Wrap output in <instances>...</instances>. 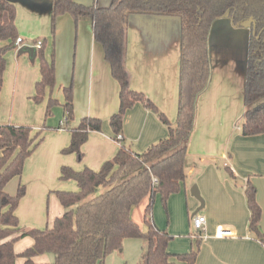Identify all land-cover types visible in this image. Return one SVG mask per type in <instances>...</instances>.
Returning <instances> with one entry per match:
<instances>
[{"label":"crops","instance_id":"crops-1","mask_svg":"<svg viewBox=\"0 0 264 264\" xmlns=\"http://www.w3.org/2000/svg\"><path fill=\"white\" fill-rule=\"evenodd\" d=\"M7 1L16 8L17 34L28 40L21 39L22 43L4 56L0 125L29 126L33 134H40L42 138L25 160L21 176L11 179L5 187L10 196L15 195L19 184L25 187L15 210L21 228L15 237L22 230L50 228L54 219L64 213L56 192H77L78 189L74 181L60 180L62 167L76 172L85 168L98 171L115 157L121 146L142 153L166 138L168 127L154 112L135 103L124 115L122 140L117 142L108 121L119 108V85L111 76L101 45L94 40L90 19L82 17L75 22L67 14L59 16L52 33L50 0ZM102 1L107 6L109 0ZM247 39L248 29L233 27L226 18L216 21L211 28V74L196 102L194 129L187 143L186 177L179 192L169 196L165 207L158 195L153 202V210L155 207L164 212L163 217L152 215L153 224L172 236L168 252L194 251L193 264H264V246L248 230L249 211L244 196V187L250 182L256 188V200L261 208L259 226L264 234V134L244 137L240 130ZM43 40L45 58L54 63L56 84L52 93L48 88L44 90L42 101L37 104L32 98L41 77L34 45ZM6 44L0 43V48ZM25 45L36 49L32 59L20 51ZM124 67L130 89L143 94L174 126L180 73L179 20L130 15ZM67 87H72L73 120L64 128L63 90ZM49 100L56 103L46 118ZM83 118L101 120V130L88 133L80 149L82 158L78 159L63 150L70 145V130L76 129ZM194 186L203 200V208L198 212L200 204L191 195ZM146 205L147 201L143 207ZM197 214L205 217L206 240L199 239L193 229L192 219ZM218 226L231 230L232 236L216 238ZM32 246V238L21 237L14 242L13 251L21 254ZM125 247L137 249L134 259L113 256L122 253ZM141 247L140 240L126 239L123 249L108 258L114 257V264H134L137 255H141ZM24 261L17 258L15 264H24ZM32 261L48 264L53 256L44 254Z\"/></svg>","mask_w":264,"mask_h":264},{"label":"trees","instance_id":"trees-1","mask_svg":"<svg viewBox=\"0 0 264 264\" xmlns=\"http://www.w3.org/2000/svg\"><path fill=\"white\" fill-rule=\"evenodd\" d=\"M52 5L51 31L59 16L69 15L77 22L82 17L91 21L94 40L99 43L108 63L111 76L119 85V108L109 118V126L121 133L125 113L135 103H141L167 125L163 140L136 153L121 146L115 157L106 161L98 171L85 168L76 172L62 167L60 180L74 181L77 192L57 191L56 197L64 213L44 230L28 229L20 232L15 210L25 194L18 185L14 196L5 192L9 181L20 177L25 160L42 142L40 134H33L29 126L0 125V264H15L23 258L24 264H36L32 258L44 254L53 256L48 264H104L105 259L123 249L126 239L142 243L139 264H176L171 259L193 264L196 253L171 254L172 240L152 221L155 196L165 207L170 195L179 192L185 180L187 143L194 129L196 102L206 89L210 74L209 36L212 25L228 19L233 27L249 31L246 48L244 84V112L241 135L251 137L264 134V0H109L108 6H99L75 0H50ZM130 15H154L177 18L180 24V73L177 117L171 126L143 94L129 87L124 67L126 28ZM16 8L7 0H0V93L5 71V54L16 47ZM45 40L37 49L40 80L35 84L33 101L40 103L44 90L52 93L55 84L54 63L44 55ZM64 128L73 120L72 87L63 90ZM54 100H49L45 117L50 115ZM45 128V126H43ZM101 130V120L83 118L76 129L70 130V145L65 154L82 158L81 146L88 133ZM155 180L156 182H154ZM249 211L248 230L264 246V234L259 222L261 208L256 200V188L250 182L244 187ZM147 201L144 208L143 231L132 217L134 209ZM33 239V246L15 254L13 244L21 237ZM200 240H198L199 242Z\"/></svg>","mask_w":264,"mask_h":264},{"label":"rangeland","instance_id":"rangeland-1","mask_svg":"<svg viewBox=\"0 0 264 264\" xmlns=\"http://www.w3.org/2000/svg\"><path fill=\"white\" fill-rule=\"evenodd\" d=\"M76 2H78V3H82V4H91V2H92V0H75ZM106 4V3H105ZM103 5V7H105V5H104V2L102 1V0H99V6H102ZM107 6L109 5V1H108V3L106 4ZM21 38V39H26V40H28V38H22L21 36H19L18 35V38ZM33 41V40H32ZM29 43H31V42H29ZM30 45V44H29ZM70 184H73V182H71ZM160 199V198H159ZM158 199V200H159ZM161 200V199H160ZM145 202V201H144ZM144 202H142L139 206H137L135 209H134V211H133V214H132V217H133V220L137 223V224H139L140 226H141V228H142V230L143 231H146L147 229L145 228V226H144V224H143V209H144V207H143V204H144ZM160 203V202H159ZM162 208V207H161ZM154 213H156V216H158V217H163L164 216V212H163V210H161V211H157V210H155V207H154V210L152 209V215L154 214ZM194 231H195V229H194ZM193 234H194V232H193ZM141 242V241H140ZM142 248V247H141ZM137 249H134V248H128V247H125L124 249H123V252L122 253H120L119 255L117 254V255H113V256H116V258H119V259H123L124 257L125 258H129V259H134V254H135V251H136ZM136 253H137V251H136ZM114 257H107L106 259H105V261H104V264H114V259H113ZM139 260H140V255L138 254L137 255V257H136V259H135V263L134 264H139Z\"/></svg>","mask_w":264,"mask_h":264},{"label":"built area","instance_id":"built-area-1","mask_svg":"<svg viewBox=\"0 0 264 264\" xmlns=\"http://www.w3.org/2000/svg\"><path fill=\"white\" fill-rule=\"evenodd\" d=\"M22 43L21 38H17L15 45H19ZM37 49L40 48L41 43L40 42H36V44L34 45ZM115 140L117 142L122 140V136L121 134H117L115 137ZM154 182H156L155 180H153ZM205 217L202 215H195L192 219V226L193 229H195V232L197 234V237L201 240H206L207 236L205 234ZM232 236V232L231 230L222 228L221 226L216 227L215 229V237L218 239H223V238H227V237H231Z\"/></svg>","mask_w":264,"mask_h":264},{"label":"water","instance_id":"water-1","mask_svg":"<svg viewBox=\"0 0 264 264\" xmlns=\"http://www.w3.org/2000/svg\"><path fill=\"white\" fill-rule=\"evenodd\" d=\"M214 25V24H213ZM212 25V27H213ZM248 40V39H247ZM20 51L22 53H27L29 55V58L32 59L35 54H36V49L34 47H30V46H22ZM191 195L199 202L200 204V207L198 208L197 212L199 210H201L203 208V200L201 199L200 195H199V192L196 188V186H194L192 189H191Z\"/></svg>","mask_w":264,"mask_h":264},{"label":"flooded vegetation","instance_id":"flooded-vegetation-1","mask_svg":"<svg viewBox=\"0 0 264 264\" xmlns=\"http://www.w3.org/2000/svg\"><path fill=\"white\" fill-rule=\"evenodd\" d=\"M248 35H249V31H248Z\"/></svg>","mask_w":264,"mask_h":264}]
</instances>
